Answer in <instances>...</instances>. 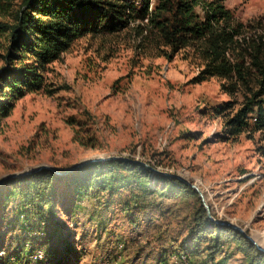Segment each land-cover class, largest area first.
<instances>
[{"label": "rangeland", "instance_id": "374dc122", "mask_svg": "<svg viewBox=\"0 0 264 264\" xmlns=\"http://www.w3.org/2000/svg\"><path fill=\"white\" fill-rule=\"evenodd\" d=\"M23 2L0 0V22L15 24ZM224 5L249 38H264V0ZM9 46L10 34H1L0 74ZM169 55L147 20L76 41L49 66L44 89L11 101L0 117V181L42 165L64 172L99 158L139 161L199 187L215 220L264 247V130L231 137L226 119L245 98H231L218 78L194 83L202 69L194 48ZM117 187L84 196L56 182L25 204L20 186H6L0 264H247L236 243L224 244L214 263L206 245L193 244L198 193L163 198L153 183L133 179Z\"/></svg>", "mask_w": 264, "mask_h": 264}, {"label": "trees", "instance_id": "16d2710c", "mask_svg": "<svg viewBox=\"0 0 264 264\" xmlns=\"http://www.w3.org/2000/svg\"><path fill=\"white\" fill-rule=\"evenodd\" d=\"M225 1L158 0L151 11V0H24L15 24L0 22V35L10 34L5 57L8 67L0 74L7 90L0 97V117L10 115L11 101L44 89L49 66L79 39L113 35L127 30L132 23L147 20L152 32L169 48L170 58L184 49H195L202 69L194 83L218 78L231 98L238 94L245 98L244 106L226 119L231 137H239L251 126L256 131L264 130V38H249L246 26L235 23ZM233 107L228 103L222 110ZM131 179L143 187L153 183L163 198L197 196L186 182L122 160L88 164L64 177L43 170L11 179L5 187L20 186L27 204L40 200L41 192L52 190L56 182L74 185L79 194L86 196L92 188L115 191L119 182ZM5 187H0V196ZM190 239L196 247L207 246L213 263L224 244L236 243L247 264H264L263 252L235 229L211 222L203 205L195 212Z\"/></svg>", "mask_w": 264, "mask_h": 264}, {"label": "water", "instance_id": "95a60500", "mask_svg": "<svg viewBox=\"0 0 264 264\" xmlns=\"http://www.w3.org/2000/svg\"><path fill=\"white\" fill-rule=\"evenodd\" d=\"M110 160L129 161V160L122 159V158H117V157H114V158L110 157V158H106V159L99 158V159H96V160H90V161L78 164V165H76V166L72 167L71 169H69L67 171H64V172L58 171V170L53 169L52 167H49V166H46V165H42V166H40V167H38L36 169L30 170V171L17 173V174H14V175H9V176L3 178L0 181V186L3 185L4 183L8 182L11 179L21 178V177L28 176V175H31L33 173L40 172V171H43V170H48V171L54 173L57 176L64 177V176H67V175L73 173L74 171L84 167V166H87L88 164L97 163V162H107V161H110ZM133 162L146 167L148 170H150L154 174L171 176L172 178H176V179L184 182V180H182L179 176L173 175V174H167V173L159 172L155 168L151 167L149 164H146V163H143V162H139V161H133ZM187 184H189L198 193L199 198L202 201L203 207L205 208V211L207 213V217H208V219L211 222H213V223H215L216 225H219V226H225V227H230V228L235 229L236 231L240 232L246 239H248L253 245H255L258 250H260L261 252L264 253V249L254 240L253 237L249 236L247 234V232L242 227L234 225L231 222L215 220L214 217H212V215H211V211H210L208 203L205 200V196L203 194V191L199 187H197L195 185H191L190 183H187Z\"/></svg>", "mask_w": 264, "mask_h": 264}, {"label": "bare ground", "instance_id": "6f19581e", "mask_svg": "<svg viewBox=\"0 0 264 264\" xmlns=\"http://www.w3.org/2000/svg\"><path fill=\"white\" fill-rule=\"evenodd\" d=\"M258 242V241H257ZM261 247H263L260 243H258ZM264 248V247H263ZM177 259V258H176ZM187 260H189V259H186V258H184V264H190V263H188V261ZM176 263V262H175Z\"/></svg>", "mask_w": 264, "mask_h": 264}]
</instances>
